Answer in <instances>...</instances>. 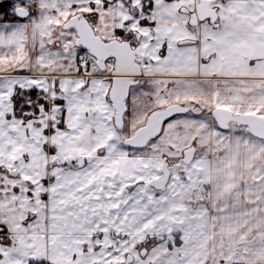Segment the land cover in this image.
<instances>
[{
    "label": "snow or ice",
    "instance_id": "1",
    "mask_svg": "<svg viewBox=\"0 0 264 264\" xmlns=\"http://www.w3.org/2000/svg\"><path fill=\"white\" fill-rule=\"evenodd\" d=\"M0 264H264V0H0Z\"/></svg>",
    "mask_w": 264,
    "mask_h": 264
}]
</instances>
